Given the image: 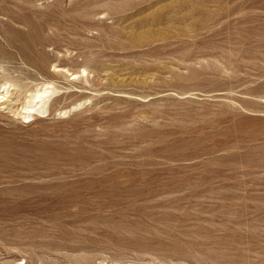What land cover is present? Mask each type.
I'll return each instance as SVG.
<instances>
[{
	"label": "rangeland",
	"instance_id": "374dc122",
	"mask_svg": "<svg viewBox=\"0 0 264 264\" xmlns=\"http://www.w3.org/2000/svg\"><path fill=\"white\" fill-rule=\"evenodd\" d=\"M5 86L0 264H264V0H0Z\"/></svg>",
	"mask_w": 264,
	"mask_h": 264
},
{
	"label": "bare ground",
	"instance_id": "6f19581e",
	"mask_svg": "<svg viewBox=\"0 0 264 264\" xmlns=\"http://www.w3.org/2000/svg\"><path fill=\"white\" fill-rule=\"evenodd\" d=\"M61 70V69H60ZM63 70V69H62ZM59 71V70H58ZM80 73V72H79ZM76 75H78V74H71V76H76ZM80 75V74H79ZM18 84H19V82H17ZM4 84V83H3ZM9 84V83H8ZM15 85H16V83H15ZM11 86H12V84H11ZM21 86V85H20ZM49 86V85H48ZM2 88V87H1ZM45 88H46V86H45ZM48 88H50V86L48 87ZM9 88H7L6 89V86H5V88L3 89V93L1 92L0 93V95L1 94H3L2 96H0V97H2V98H4V97H6L7 98V94L9 93ZM37 91H38V88H37ZM36 90L34 91V92H37ZM25 92H26V90H25ZM28 92V91H27ZM26 92V93H27ZM52 92H53V90L52 91H49L48 89H44L43 91H41V92H39V93H36L35 95H32V101H38L39 102V104H41V102H44L45 100H48L49 98H50V96H51V94H52ZM32 93V92H31ZM10 97V96H9ZM30 98V97H29ZM24 100V98L22 99V101ZM31 100V99H30ZM24 101H26V99L24 100ZM23 101V102H24ZM36 103V102H35ZM23 104H26L25 102L23 103ZM42 104H44V103H42ZM27 105V104H26ZM37 105V104H36ZM35 105V106H36ZM45 105V104H44ZM43 105V106H44ZM28 107H30V105L28 106ZM39 107V106H38ZM41 107H42V105H41ZM41 107L40 108H38V109H36L38 112H39V110H41ZM32 108V107H31ZM43 108V107H42ZM22 109H23V106H22ZM25 109H26V107H25ZM32 109H34V108H32ZM27 111V110H26ZM43 111V110H42ZM40 113H41V111H40ZM31 114V113H30ZM31 115H29L28 114V117H30ZM112 264H118V263H112Z\"/></svg>",
	"mask_w": 264,
	"mask_h": 264
}]
</instances>
